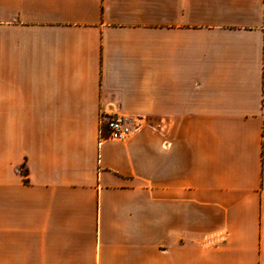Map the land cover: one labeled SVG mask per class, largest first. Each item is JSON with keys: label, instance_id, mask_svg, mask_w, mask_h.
I'll return each instance as SVG.
<instances>
[{"label": "crops", "instance_id": "0c3cea01", "mask_svg": "<svg viewBox=\"0 0 264 264\" xmlns=\"http://www.w3.org/2000/svg\"><path fill=\"white\" fill-rule=\"evenodd\" d=\"M0 264H264V0H0Z\"/></svg>", "mask_w": 264, "mask_h": 264}, {"label": "built area", "instance_id": "2783aa9c", "mask_svg": "<svg viewBox=\"0 0 264 264\" xmlns=\"http://www.w3.org/2000/svg\"><path fill=\"white\" fill-rule=\"evenodd\" d=\"M141 126L140 120L131 121L124 115H113L102 121L98 130V142L124 141Z\"/></svg>", "mask_w": 264, "mask_h": 264}, {"label": "trees", "instance_id": "16d2710c", "mask_svg": "<svg viewBox=\"0 0 264 264\" xmlns=\"http://www.w3.org/2000/svg\"><path fill=\"white\" fill-rule=\"evenodd\" d=\"M20 172H21V174H22L23 176L26 175V171H25V169H24L23 167L20 168Z\"/></svg>", "mask_w": 264, "mask_h": 264}]
</instances>
